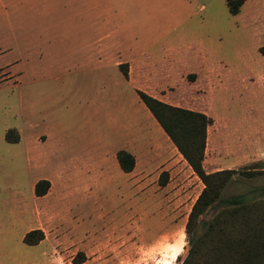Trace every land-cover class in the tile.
I'll return each mask as SVG.
<instances>
[{"label":"rangeland","instance_id":"obj_1","mask_svg":"<svg viewBox=\"0 0 264 264\" xmlns=\"http://www.w3.org/2000/svg\"><path fill=\"white\" fill-rule=\"evenodd\" d=\"M194 4L196 15L180 19L176 32L150 48V57L159 59L157 72L142 78V84L157 99L211 119L202 162L206 172L263 171L255 177L233 174L222 197L252 191L264 184V0H249L238 15L229 12L225 0ZM12 22L11 28L0 25V181L15 174L10 186L25 196L30 186L26 164L4 135L8 128H24L18 105L26 89V61H41L48 39L59 46L76 38L61 30L46 32L41 29L46 20L28 18L24 9ZM153 36L146 34L147 39ZM31 86L39 90L41 83L29 82V90ZM169 145L171 158L148 173L143 192H108L107 201L96 205L97 220L80 222L73 237L46 242L45 249L32 246L14 257L0 256V264H181L190 247L189 213L204 185L171 141ZM162 172L167 175L160 176ZM0 187L3 202L8 193L4 184ZM256 199L262 200L258 209L264 215V196ZM217 209L208 207L199 215L192 225L196 235ZM16 235L13 228L7 232L9 243Z\"/></svg>","mask_w":264,"mask_h":264},{"label":"crops","instance_id":"obj_2","mask_svg":"<svg viewBox=\"0 0 264 264\" xmlns=\"http://www.w3.org/2000/svg\"><path fill=\"white\" fill-rule=\"evenodd\" d=\"M195 2L0 0V25L11 28L17 11L24 9L26 17L46 20L41 27L46 32L61 30L76 38L59 46L48 39L45 57L26 61V89L18 105L24 128H14L18 141L5 140L24 159L30 186L23 196L10 186L15 174L0 181L8 193V200L0 201V256L14 257L32 246L45 249L46 242L73 237L80 222L97 220L96 205L107 201L108 192H143L148 173L171 158L170 139L137 90L158 98L142 84V78L157 72L159 59L150 57V48L176 32L180 19L196 15ZM148 33H154L152 39L146 38ZM34 81L41 83L39 90L28 89ZM121 149L134 156L130 172L117 161ZM39 180L50 184L41 196L34 193ZM11 228L17 235L9 243ZM33 229H41L45 237L27 245L23 236Z\"/></svg>","mask_w":264,"mask_h":264},{"label":"trees","instance_id":"obj_3","mask_svg":"<svg viewBox=\"0 0 264 264\" xmlns=\"http://www.w3.org/2000/svg\"><path fill=\"white\" fill-rule=\"evenodd\" d=\"M243 2L225 0L231 14L238 13ZM120 69L127 75L125 65H120ZM137 94L204 185L189 213L186 232L190 235V247L181 264H264V215L258 209L262 200L256 199L264 196V184L254 187L252 191L225 197L221 195L233 174L238 172L247 177H255L263 171L223 169L206 172L202 162L206 128L211 119L203 112L165 103L144 91L137 90ZM5 139L8 142L18 141L16 129L9 128ZM116 158L124 172L133 170L135 159L130 152L121 149L116 153ZM163 175L167 173L162 172L160 176ZM164 183L162 180L161 184ZM49 186L47 180H39L34 185V193L37 196L44 195ZM208 207L218 209L210 221L204 224V231L196 235L192 225ZM44 237L41 229H33L25 233L23 242L35 245Z\"/></svg>","mask_w":264,"mask_h":264},{"label":"bare ground","instance_id":"obj_4","mask_svg":"<svg viewBox=\"0 0 264 264\" xmlns=\"http://www.w3.org/2000/svg\"><path fill=\"white\" fill-rule=\"evenodd\" d=\"M155 255V254H154Z\"/></svg>","mask_w":264,"mask_h":264}]
</instances>
